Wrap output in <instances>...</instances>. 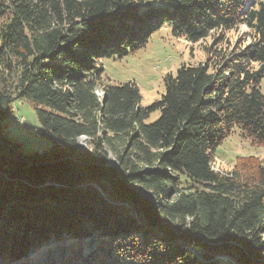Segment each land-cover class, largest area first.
Here are the masks:
<instances>
[{
  "label": "trees",
  "instance_id": "trees-1",
  "mask_svg": "<svg viewBox=\"0 0 264 264\" xmlns=\"http://www.w3.org/2000/svg\"><path fill=\"white\" fill-rule=\"evenodd\" d=\"M153 1L0 0V264H264V164L214 167L235 129L264 146V0ZM241 26L248 44L181 66L150 107L103 83L164 27L196 44ZM17 100L43 152L9 138Z\"/></svg>",
  "mask_w": 264,
  "mask_h": 264
},
{
  "label": "rangeland",
  "instance_id": "rangeland-1",
  "mask_svg": "<svg viewBox=\"0 0 264 264\" xmlns=\"http://www.w3.org/2000/svg\"><path fill=\"white\" fill-rule=\"evenodd\" d=\"M150 5L169 7L162 0H155ZM248 33L249 30L241 26L233 31L213 32L209 38L194 44L172 36L169 28L164 27L151 36L144 49L124 59L105 60L103 83L120 85L135 82L141 92V106L150 107L164 94V78L167 75H175L183 65L198 66L205 63L214 65L215 62L217 64V52L235 51L245 46L250 42L247 38ZM260 90L264 94V78ZM97 93L100 97L103 96L102 89ZM13 109L14 114L6 122L9 138L23 143L25 151L42 150L47 144L39 135L41 128L33 106L25 100H17L13 104ZM158 118L159 112L151 114L147 124L154 123ZM81 143L86 145V140ZM260 164H264V146L254 145L244 139L238 129L234 130L214 155L215 170L221 173L252 170Z\"/></svg>",
  "mask_w": 264,
  "mask_h": 264
},
{
  "label": "water",
  "instance_id": "water-1",
  "mask_svg": "<svg viewBox=\"0 0 264 264\" xmlns=\"http://www.w3.org/2000/svg\"><path fill=\"white\" fill-rule=\"evenodd\" d=\"M105 100H106V97H103V103L105 102ZM23 123V122H22ZM0 140H1V135H0ZM86 140V138H82L81 139V141L82 142H84ZM8 147H11V145H7ZM46 146L47 145H45L44 147H42V150H38V149H33V150H36V151H38V152H43L44 150H45V148H46ZM114 165H115V163H114Z\"/></svg>",
  "mask_w": 264,
  "mask_h": 264
}]
</instances>
